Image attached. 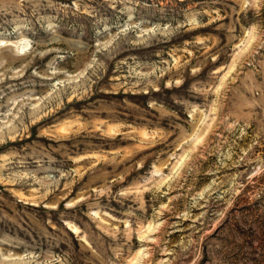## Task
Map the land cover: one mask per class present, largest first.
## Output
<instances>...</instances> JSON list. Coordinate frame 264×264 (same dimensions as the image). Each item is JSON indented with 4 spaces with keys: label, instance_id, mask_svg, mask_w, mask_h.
<instances>
[{
    "label": "rangeland",
    "instance_id": "374dc122",
    "mask_svg": "<svg viewBox=\"0 0 264 264\" xmlns=\"http://www.w3.org/2000/svg\"><path fill=\"white\" fill-rule=\"evenodd\" d=\"M0 264H264V0H0Z\"/></svg>",
    "mask_w": 264,
    "mask_h": 264
},
{
    "label": "bare ground",
    "instance_id": "6f19581e",
    "mask_svg": "<svg viewBox=\"0 0 264 264\" xmlns=\"http://www.w3.org/2000/svg\"><path fill=\"white\" fill-rule=\"evenodd\" d=\"M75 230V232H79L77 228H73Z\"/></svg>",
    "mask_w": 264,
    "mask_h": 264
}]
</instances>
